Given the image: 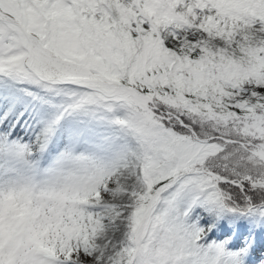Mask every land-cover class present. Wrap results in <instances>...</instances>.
<instances>
[{
    "label": "snow or ice",
    "instance_id": "6c2138e0",
    "mask_svg": "<svg viewBox=\"0 0 264 264\" xmlns=\"http://www.w3.org/2000/svg\"><path fill=\"white\" fill-rule=\"evenodd\" d=\"M0 264H264V0H0Z\"/></svg>",
    "mask_w": 264,
    "mask_h": 264
}]
</instances>
